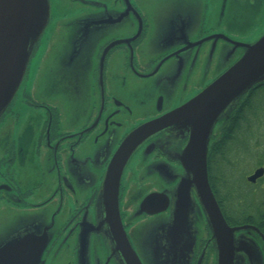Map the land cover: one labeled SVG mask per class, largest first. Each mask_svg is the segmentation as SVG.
I'll return each instance as SVG.
<instances>
[{"label": "flooded vegetation", "instance_id": "obj_1", "mask_svg": "<svg viewBox=\"0 0 264 264\" xmlns=\"http://www.w3.org/2000/svg\"><path fill=\"white\" fill-rule=\"evenodd\" d=\"M49 2L46 28L56 30L51 49L62 50L57 42L69 36L91 41L79 67L89 90L83 91L81 112L76 108L68 118L64 92L61 113L56 92L50 96L37 83L38 73L31 77L27 70L0 115V250L32 238L36 242L30 252L26 245L22 261L127 264L102 196L111 159L138 126L179 108L223 73L201 82L199 40L205 30L222 26L223 42L232 32L246 38L249 26L263 21L264 0ZM71 18L59 34L62 21ZM154 25L159 35L152 34ZM162 29L167 33L160 35ZM155 37L159 46L151 51L146 46ZM215 133L207 159L221 139ZM188 136L181 121L150 133L123 167L117 214L141 264H216V242L197 191L183 187ZM146 196L150 212H140Z\"/></svg>", "mask_w": 264, "mask_h": 264}, {"label": "water", "instance_id": "obj_2", "mask_svg": "<svg viewBox=\"0 0 264 264\" xmlns=\"http://www.w3.org/2000/svg\"><path fill=\"white\" fill-rule=\"evenodd\" d=\"M49 5V0H0V115L23 80L29 58L49 21ZM74 38L83 40L79 36L71 37ZM263 81L264 34L197 96L170 113L138 126L121 143L106 169L102 196L118 248L127 264L141 263L129 244L117 214V189L123 167L132 151L147 135L180 121L185 122L189 129L188 141L181 155L189 173L183 187L194 186L197 191L216 242V264H264V234L254 225L230 226L227 223L213 196L207 171L208 142L215 126L223 123V127L243 94L254 84ZM81 84L84 85V80ZM83 88L80 89L83 91ZM263 175L262 165L256 167L246 179L253 184ZM151 203L150 197L148 199L146 196L140 203V212H150ZM35 242L32 238L24 239L1 249L0 264H33L29 257L24 261L20 258L25 247Z\"/></svg>", "mask_w": 264, "mask_h": 264}, {"label": "rangeland", "instance_id": "obj_3", "mask_svg": "<svg viewBox=\"0 0 264 264\" xmlns=\"http://www.w3.org/2000/svg\"><path fill=\"white\" fill-rule=\"evenodd\" d=\"M61 13L69 14V11L61 10ZM262 20L259 25H252L249 26L247 29L246 33V38L243 36H238L235 32H232V34L228 37V40L226 42H223V37L222 33L220 34V31L222 30V26L216 27L212 30L208 29L205 30L204 27L203 29L205 32L203 33V38L199 40V44L201 45V56H202V64H200V75L203 74V79H202V84L204 85L208 82L212 76H214L217 72H224L226 69H228L229 66L233 65V63L238 60V57L240 58L243 53L245 52V49L247 50L248 46H251L256 40L260 38L264 34V11H262V14L260 15ZM73 19H64L62 21L61 28H59V34H61L63 26L69 24V21ZM70 21V22H72ZM78 22H81L80 20ZM77 22V23H78ZM185 22H188V20H185ZM183 21V23L185 24ZM71 24V23H70ZM82 23H80V27L82 28ZM48 25V23H47ZM46 25V26H47ZM51 27L49 28H44L42 31V34L40 35V38L38 40V45L36 47V50L34 51V55L32 58H30L29 64H28V73L31 75V77H34L36 73H38V81L37 83L42 86L43 88H47L50 96L51 93H55L58 96V102L60 105L64 106L66 101L62 99L59 95V92L63 93L65 92L68 94L70 97H68L65 93L64 95L67 98L68 101V106L65 107V116L68 118L71 117L77 110L81 112L83 106L85 105V96L84 92L87 93L89 88L86 87L85 90L82 91L84 85L81 84L83 81V78L81 77L82 74L80 73V66L83 65L82 62H84V51L91 41H89V38H83V40H77V39H71L70 36L65 39L63 42L59 39L57 43H61V47H63L62 50L57 51L55 49H51V42L53 41V38L51 35L53 33L55 34L56 30L53 29L50 30ZM78 28V34L82 33V29ZM223 31V30H222ZM242 32V29L238 30ZM152 34L153 35H159V27L154 25L152 27ZM167 31L162 29L160 32L161 34H166ZM210 35V36H207ZM123 36L121 33H118V37ZM154 37V36H153ZM156 38V37H155ZM156 39L152 38L149 39L148 46H146L148 49L151 51L156 50V48L159 46V43L154 42ZM103 41V40H101ZM100 41V42H101ZM225 43V49L222 50V44ZM98 43H96L97 45ZM83 51V52H82ZM54 55V56H53ZM53 56V57H51ZM52 60H51V58ZM237 58V59H236ZM60 59H63V62L60 61ZM51 60V62H50ZM47 62V63H46ZM50 62V63H49ZM46 63V64H45ZM62 63V64H61ZM45 64V65H44ZM48 64V68H46V65ZM43 74L40 77V73ZM164 83H167V80H164ZM23 84V82H22ZM211 84V83H210ZM209 84V85H210ZM206 88V87H205ZM204 88V89H205ZM80 89V90H79ZM87 90V91H86ZM199 93H196L195 95L192 96L195 97ZM84 96V97H83ZM83 97V98H82ZM191 98V99H192ZM56 100L55 98H53ZM61 99L64 101H61ZM54 102V101H53ZM51 102L52 104H54ZM63 106H57V110H59L61 113L63 111ZM77 108V109H76ZM65 118V117H64ZM258 118L257 120H254L253 118L250 120L251 124V131L252 135L251 137L249 136V146L254 145L255 143L258 142L257 148L253 150H248V152H245L249 154L250 156L245 157L242 156L243 158L240 159L239 165L236 169L235 175L237 177L244 175H248L251 173L257 165V153L263 154L261 157L262 159V164L264 167V112H259L258 113ZM66 119V118H65ZM147 123V122H146ZM145 124V123H144ZM223 123H220L218 126L216 125L214 128V131L216 132L215 134H218L219 131L221 130V125ZM245 125V123L243 124ZM221 127V128H220ZM18 128V125L15 126L14 131ZM244 153V154H245ZM239 169V170H238ZM254 188H256L258 191H263L264 192V176L262 177V180L260 182H257V184H254Z\"/></svg>", "mask_w": 264, "mask_h": 264}, {"label": "trees", "instance_id": "obj_4", "mask_svg": "<svg viewBox=\"0 0 264 264\" xmlns=\"http://www.w3.org/2000/svg\"><path fill=\"white\" fill-rule=\"evenodd\" d=\"M259 112H264V81L254 84L243 94L226 124L216 134L221 139L210 149L207 171L214 196L227 222L234 226L254 225L264 234V192L254 188L264 175L253 184L244 175H235L242 156H250L245 152L258 146V142L249 146L248 140L252 135L250 120L259 119ZM259 153L257 155L261 157L263 154ZM258 156L257 165L261 166L263 162Z\"/></svg>", "mask_w": 264, "mask_h": 264}]
</instances>
